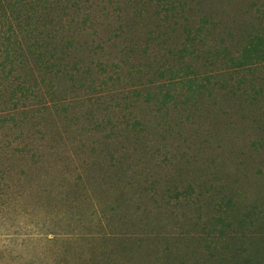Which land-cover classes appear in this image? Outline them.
<instances>
[{
	"label": "rangeland",
	"instance_id": "rangeland-1",
	"mask_svg": "<svg viewBox=\"0 0 264 264\" xmlns=\"http://www.w3.org/2000/svg\"><path fill=\"white\" fill-rule=\"evenodd\" d=\"M0 264H264V0H0Z\"/></svg>",
	"mask_w": 264,
	"mask_h": 264
}]
</instances>
